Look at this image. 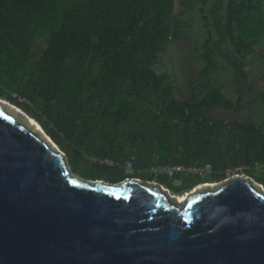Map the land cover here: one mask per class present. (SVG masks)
Masks as SVG:
<instances>
[{"label":"trees","instance_id":"1","mask_svg":"<svg viewBox=\"0 0 264 264\" xmlns=\"http://www.w3.org/2000/svg\"><path fill=\"white\" fill-rule=\"evenodd\" d=\"M175 6L176 0H0V98L36 120L84 180L116 185L137 178L182 193L247 165L264 187V119L209 114L240 113L245 102L229 99L214 77L221 59L264 105L245 69L264 58V0H202L207 36L195 50L202 66L186 100L176 96L169 74L154 69L171 41ZM199 164L214 167L211 180L185 177L175 186L148 174L155 165Z\"/></svg>","mask_w":264,"mask_h":264},{"label":"water","instance_id":"2","mask_svg":"<svg viewBox=\"0 0 264 264\" xmlns=\"http://www.w3.org/2000/svg\"><path fill=\"white\" fill-rule=\"evenodd\" d=\"M253 184L173 202L156 184L84 180L0 104V264H264Z\"/></svg>","mask_w":264,"mask_h":264},{"label":"rangeland","instance_id":"3","mask_svg":"<svg viewBox=\"0 0 264 264\" xmlns=\"http://www.w3.org/2000/svg\"><path fill=\"white\" fill-rule=\"evenodd\" d=\"M201 4L202 0H176L174 30L171 41L167 51L160 55L158 62L154 66L157 73H167L171 76V84L175 88L176 96L180 100L189 99L193 95L194 86L192 83L197 80L199 70L202 66V62L198 59V54L195 53L196 48L204 42L207 36L199 13ZM227 52L233 55L230 50H227ZM256 54H258V52H256ZM259 57H262V55L260 54ZM220 64L223 69L214 77L220 79L225 85V94L233 101H236L239 97H243L245 102L240 113L236 111L227 112L221 108H217L210 110L209 114L214 118H222L227 121L260 123L262 119H264V105L258 100V97L254 92H251L252 94L249 93L246 90L244 83L232 75L228 70L229 65L226 59H221ZM245 69L250 77L252 87L258 93H264V58H252L248 66H245ZM20 100L27 102V100L23 98ZM0 104L4 106V109L16 120L26 126L29 130H32L34 133L36 132V134L41 136L36 130V127L33 126L34 121L36 120L32 119L24 111L6 100L0 98ZM37 124L39 123L37 122ZM39 126L41 127L40 124ZM46 136L45 133L43 137L45 142L41 139L42 137L40 139L46 143V139L49 138L46 144L53 145L55 147V149H53L60 153L61 150L59 147L50 137L47 136L46 138ZM131 168L132 167L128 165L127 169L131 170ZM207 179L211 180L210 177H207ZM226 179L227 181H225ZM231 180H233L232 176L228 177L226 175L224 181L218 185H214V187L226 184ZM171 181L175 186L179 185V182L176 181V179ZM138 182L145 183L146 180L141 179ZM252 182L261 192H264V187L260 186L254 179H252ZM155 186L161 187L159 184H156ZM161 188L168 192V189L165 186ZM205 188L206 187L199 186L194 192L191 190L183 194L173 195L172 192H168V194L176 201H179L181 196H191L198 192L199 189L201 191Z\"/></svg>","mask_w":264,"mask_h":264},{"label":"built area","instance_id":"4","mask_svg":"<svg viewBox=\"0 0 264 264\" xmlns=\"http://www.w3.org/2000/svg\"><path fill=\"white\" fill-rule=\"evenodd\" d=\"M106 163L109 165H114L110 161H107ZM128 165L130 167H132L131 170L127 169ZM125 168L128 171H132L133 170V162L128 161L125 165ZM251 171H252V168L250 166L244 165V166H239V167H235V168H230V169L225 171V174L228 177L232 176V178L241 177L242 175L245 174V175H247V178L252 180V178L249 176V172H251ZM148 174H150L152 176H156V177H168L169 180H175L176 179V181H179V183H181V181L185 177L205 178L209 175H212V174H214V167L211 164H206V165L199 164V165H193V166L155 165L150 170H148ZM131 180L140 181L141 179L136 178V179H131ZM223 181H221V182H223ZM225 181H227V179ZM221 182H213L210 184H206V186H212L213 187L214 185H218ZM145 183H147V184H158L156 182H149V181H146Z\"/></svg>","mask_w":264,"mask_h":264},{"label":"bare ground","instance_id":"5","mask_svg":"<svg viewBox=\"0 0 264 264\" xmlns=\"http://www.w3.org/2000/svg\"><path fill=\"white\" fill-rule=\"evenodd\" d=\"M2 109H3V107H2ZM6 111V110H5ZM12 116V115H11ZM32 125V124H31ZM33 126H35L36 127V130L40 133V135L41 136H39L38 134H36V132L34 133V131H33V133L34 134H36L39 138H41L44 142H45V140H44V135H45V133H44V131L42 130V128L39 126V124H37V122L36 121H34V125ZM46 138H47V136H46ZM48 140H49V138L48 139H46V141L48 142ZM46 142V143H47ZM50 147L53 149H55V147L53 146V145H50ZM53 149V150H54ZM214 187V186H213ZM212 187V188H213ZM187 198H189V195H186V196H181V198H180V200L178 201V202H183V201H185Z\"/></svg>","mask_w":264,"mask_h":264},{"label":"flooded vegetation","instance_id":"6","mask_svg":"<svg viewBox=\"0 0 264 264\" xmlns=\"http://www.w3.org/2000/svg\"><path fill=\"white\" fill-rule=\"evenodd\" d=\"M212 175H213V174H212ZM212 175H209V176H207V177H211ZM207 177H205V178H207ZM203 179H204V178H203ZM220 182H221V181H220ZM210 183H212V182H204V183H201V184L195 186L194 188H192V189H188V190H186V191H184V192H182V193H176L173 189L168 188L167 186H165V187L168 189V192H172L173 195H174V194H183V193H186V192L191 191V190H193V192H194L195 189H197V187H199V186L206 187V188H205V191H207V190H209V189H208V186H206V184H210ZM159 185H160V184H159ZM179 185H181V183H179ZM179 185H177V186H179ZM160 186L163 187V185H160ZM210 187H211V186H210ZM203 190H204V189H203ZM199 191H200V189H199ZM168 192H167V193H168ZM193 192H191V193H193ZM172 201L175 202V200L173 199V197H172Z\"/></svg>","mask_w":264,"mask_h":264},{"label":"clouds","instance_id":"7","mask_svg":"<svg viewBox=\"0 0 264 264\" xmlns=\"http://www.w3.org/2000/svg\"><path fill=\"white\" fill-rule=\"evenodd\" d=\"M131 180V179H130Z\"/></svg>","mask_w":264,"mask_h":264}]
</instances>
